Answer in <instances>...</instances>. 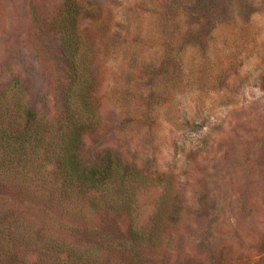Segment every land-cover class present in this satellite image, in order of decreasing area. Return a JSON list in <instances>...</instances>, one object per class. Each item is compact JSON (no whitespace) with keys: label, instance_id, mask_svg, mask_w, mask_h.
<instances>
[{"label":"rangeland","instance_id":"rangeland-1","mask_svg":"<svg viewBox=\"0 0 264 264\" xmlns=\"http://www.w3.org/2000/svg\"><path fill=\"white\" fill-rule=\"evenodd\" d=\"M61 1L0 0V84L18 77L50 119L63 65L48 26ZM79 1L102 107L87 160L111 148L154 178L135 193L139 225L169 200L167 259L153 264H258L264 0Z\"/></svg>","mask_w":264,"mask_h":264},{"label":"trees","instance_id":"trees-1","mask_svg":"<svg viewBox=\"0 0 264 264\" xmlns=\"http://www.w3.org/2000/svg\"><path fill=\"white\" fill-rule=\"evenodd\" d=\"M85 18L79 0H62L49 19L63 65L55 118L33 109L18 77L0 84V264L167 259L169 200L147 225L137 221L135 193L154 178L111 148L87 160L85 138L101 128L102 107Z\"/></svg>","mask_w":264,"mask_h":264}]
</instances>
